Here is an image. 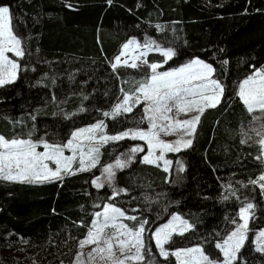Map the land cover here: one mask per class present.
<instances>
[{"label":"trees","instance_id":"obj_1","mask_svg":"<svg viewBox=\"0 0 264 264\" xmlns=\"http://www.w3.org/2000/svg\"><path fill=\"white\" fill-rule=\"evenodd\" d=\"M0 6L9 7L25 52L15 81L0 86V134L9 139L31 134L34 141L64 143L72 131L101 119L108 134L137 126V111L115 120L102 116L117 102L129 72L111 68L128 39L151 38L174 49L167 63L160 54L147 55L150 63H162L160 70L194 58L212 65L224 97L201 116L192 146L168 155V175L136 155L116 172L115 186L128 194L113 202L148 221L144 239L151 253L145 250L139 264H175L156 254L150 233L157 224L179 215L192 228L174 234L166 249L199 246L218 262L215 244L235 227L241 201H250V231L235 264H264V252L252 245L253 234L264 228V194L248 183L264 166L255 159V142H240V129L252 117L235 95L254 68L264 69V0H0ZM136 144L126 139L105 145L100 164L113 163ZM98 168L42 184L0 180V264L69 263L86 235L82 225L90 224L101 209L94 205L108 202L112 191L90 183ZM142 194L159 200L140 204Z\"/></svg>","mask_w":264,"mask_h":264},{"label":"snow or ice","instance_id":"obj_2","mask_svg":"<svg viewBox=\"0 0 264 264\" xmlns=\"http://www.w3.org/2000/svg\"><path fill=\"white\" fill-rule=\"evenodd\" d=\"M107 2L111 4L112 0ZM156 27L160 29L159 25ZM153 50L164 57L163 63H167L176 55L174 49L162 48L151 38L143 43L131 38L122 45L121 51L111 62L114 73L118 68L138 70L141 67L146 72L142 79L136 81L131 91L121 88L122 95L118 97V102L110 111L102 113L103 117L115 120L140 107L142 115L136 122L137 127L108 134L107 124L101 119L87 127L74 130L66 142L59 144L46 140L34 141L30 138L31 134L29 138L15 136L11 139L0 134V180L29 184L52 182L78 172L92 171L99 165L100 175L90 183L97 190L108 187L112 191L107 198L108 202L102 206L94 205L95 208L102 207V211H95L90 224L82 225L87 228V232L79 241V248L93 247L87 254L80 252L76 264H139L145 259V250L151 253L150 248L146 249L144 239L148 221L138 220L136 215H130L128 210L113 202L118 196L128 194L126 188L115 186L116 172L128 168L135 160L136 154L145 153V147L134 145L127 152L117 156L114 163L106 165L100 164L101 149L111 142L126 139L143 141L147 151L139 162L163 167V171L167 173L172 161L166 158V154L179 153L182 149L190 148L201 116L206 109L216 108L224 97L225 88L219 80L213 78L215 69L212 65L194 58L177 68L158 71L162 63H150L146 59ZM8 53L19 58L25 55L22 40L13 31L9 7L0 6V86L14 82L20 68L17 59L10 57ZM235 95L247 113L259 112V115H253L252 121L247 125L252 135L241 127L243 138L240 142L246 144L248 140L258 138L254 141L258 146L255 159L264 166V69L254 68L251 74L237 84ZM190 113L195 115L180 119L181 115L187 116ZM142 124H147V127L141 128L139 125ZM170 135L178 138L172 142L162 139V136ZM39 147H42L43 151H37ZM66 150L71 155L66 156ZM248 183L258 186L261 194H264V171ZM227 189L232 196H236L231 185L227 186ZM228 198L227 195L224 196V199ZM253 208L254 205L250 201H241L237 214L240 222L231 221L235 227L222 241L215 244L223 257L219 262L213 261L199 246L171 251L165 249V244L172 242L174 234L183 236L192 228V225L179 215H172L167 223L158 226L152 233V238L159 255L165 260L173 256L178 264H235L237 253L248 239ZM136 211L137 209H132V212ZM124 221L136 223L130 226ZM255 239L256 251L264 252V229L255 234ZM85 256L86 260L82 261L81 258Z\"/></svg>","mask_w":264,"mask_h":264},{"label":"rangeland","instance_id":"obj_3","mask_svg":"<svg viewBox=\"0 0 264 264\" xmlns=\"http://www.w3.org/2000/svg\"><path fill=\"white\" fill-rule=\"evenodd\" d=\"M129 40V39H128ZM127 40V41H128ZM126 41V42H127ZM121 48H122V46H121ZM121 48H120V50H119V52L121 51ZM118 52V53H119ZM149 54H160L159 52H157V51H155V50H153L152 52H150ZM8 55L10 56V57H12V58H14V59H19V57H13V54L12 53H8ZM161 55V54H160ZM115 58V57H114ZM114 58L112 59V62H113V60H114ZM163 59H164V57H163ZM192 59H190V60H187V61H185V62H183L182 64H180V65H178L177 67H179V66H182L183 64H185V63H187V62H190ZM177 67H174V68H177ZM174 68H171V69H174ZM121 69H123V70H126V71H129V72H127L126 74V76L124 77V79H123V83H122V88L125 90V91H131L134 87H135V84H136V81L137 80H140V79H142L145 75H146V72H145V70H144V68L143 67H141L140 69H130V68H121ZM171 69H166V70H171ZM166 70H160V68L158 69V71H166ZM122 95V93H121V91L119 92V97ZM117 102H118V99H117ZM116 102V103H117ZM115 103V104H116ZM114 104V105H115ZM111 110V109H110ZM109 110V111H110ZM137 111V113L139 114V115H142V109L140 108V107H137V108H134L133 109V111L132 112H130V113H133V112H136ZM125 114H129V113H125ZM192 115H195V113H190V114H188L187 116H185V115H181V117H180V119H187V118H190ZM251 115V117H253V115H259V112H255V113H253V114H250ZM139 120V118L138 119H136V122ZM89 126V125H88ZM141 128H146L147 127V124H142V125H139ZM85 127H87V126H85ZM135 127H137V126H132L131 128H135ZM81 128H83V127H81ZM131 128H129V129H131ZM244 129H245V131H248L249 132V135H252V133L250 132V130L247 128V125L246 126H244ZM73 132V131H72ZM178 137L177 136H175V135H170V136H162V139H164L165 141H169V142H172V141H175L176 139H177ZM243 137H242V134H241V139H242ZM255 139H258V138H256V137H254L252 140H248V142L247 143H249V142H254L255 141ZM119 142V141H118ZM134 142H137V143H139V145H141V146H144L145 147V153H146V151H147V147H146V145L144 144V142L143 141H134ZM111 143H116V142H111ZM108 145V144H107ZM137 145V144H136ZM182 150H184V149H182ZM181 150V151H182ZM37 151H43V148L42 147H39L38 149H37ZM145 153H138V154H136V155H138V158H139V161H140V158L145 154ZM169 154H173V153H167L166 154V158L167 159H169L168 158V155ZM65 155L67 156V155H71V153L69 152V151H65ZM170 160V159H169ZM114 163V162H113ZM141 163V162H140ZM143 164V163H142ZM161 164H162V162H161ZM147 165V164H146ZM50 166H52V165H50ZM151 166H154V167H156L155 165H151ZM73 167L75 168L76 167V165L74 164L73 165ZM157 168H159L160 170H162L163 171V167H157ZM170 168H171V165H169V171H170ZM166 173V172H165ZM168 173L169 172H167L166 174L168 175ZM100 175V172H98L97 171V176H99ZM2 181H4V180H2ZM54 181H56V180H54ZM5 182H10V181H5ZM17 183H20V182H17ZM44 183H48V182H44ZM27 184H29V183H27ZM31 184H42V183H31ZM257 188H258V186H257ZM258 190H259V188H258ZM260 191V190H259ZM261 193V192H260ZM145 197H147V199H145ZM142 199H141V201L139 202L140 204H148V205H154V204H156L157 202H158V198H152L151 196H149L148 194H142V197H141ZM263 201H264V198H263ZM99 211H102V207H101V209L99 210ZM131 215V214H130ZM172 215H177V214H170V215H168L167 216V218L163 221V222H161V223H159V224H157L154 228H153V230L151 231V233H150V239H151V241H152V244H153V246H154V248H155V251H156V254H157V256L160 258V259H164L162 256H160L159 255V252H158V249L156 248V245H155V241H154V239L152 238V233L154 232V230L158 227V226H160V225H163V224H165V223H167L170 219H171V217H172ZM137 216V218H138V220H144V219H141L142 217H140V215H136ZM237 218H238V215H237ZM92 219H93V216H92ZM183 219V218H182ZM92 221V220H91ZM125 223H128L130 226L131 225H133V224H135L136 222L135 221H124ZM238 222H240L239 220H238ZM264 229V228H263ZM261 230V229H260ZM259 231V230H258ZM258 231H256L254 234H253V236H252V245H253V247H254V249L256 250V239H255V234L258 232ZM228 235V234H227ZM226 235V236H227ZM225 236V237H226ZM85 237V236H84ZM83 237V238H84ZM224 237V238H225ZM82 238V239H83ZM80 241V240H79ZM79 241H78V243H77V247H76V251H75V254H74V256L70 259V261H69V263H65V264H76V259H77V256H78V254L80 253V252H83V253H85V254H87L89 251H90V248L91 247H93V246H85L83 249H80L79 248ZM222 241V240H221ZM220 242V241H219ZM165 249H166V244H165ZM194 247H197V246H194ZM191 248V247H190ZM167 250V249H166ZM219 250V249H218ZM171 251V250H170ZM258 252V251H257ZM5 253H8V252H5ZM220 253V252H219ZM259 253H262V252H259ZM144 256H145V251H144ZM169 257H171L172 259H173V261H174V263L175 264H178V262L176 261V258L175 257H173V256H169ZM223 259V257H222V254L220 253V260L219 261H221ZM81 260L82 261H85L86 260V256L85 257H82L81 258ZM218 261V262H219ZM139 263H141V262H139ZM63 264V263H62Z\"/></svg>","mask_w":264,"mask_h":264}]
</instances>
